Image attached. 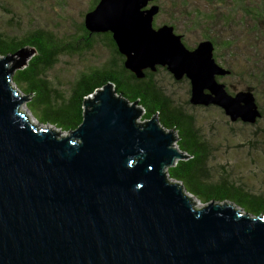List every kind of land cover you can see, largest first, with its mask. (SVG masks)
Instances as JSON below:
<instances>
[{
    "label": "water",
    "instance_id": "1",
    "mask_svg": "<svg viewBox=\"0 0 264 264\" xmlns=\"http://www.w3.org/2000/svg\"><path fill=\"white\" fill-rule=\"evenodd\" d=\"M157 12L153 0H98L82 22L110 33L135 78L163 67L188 81L190 104L254 123L251 90L229 93L216 78L229 71L212 42L187 47L171 25L153 26ZM32 52L0 56V264H264V215L214 201L194 208L163 172L187 157L175 133L155 115L139 119L141 107L110 84L87 95L66 135L33 124L10 85Z\"/></svg>",
    "mask_w": 264,
    "mask_h": 264
},
{
    "label": "trees",
    "instance_id": "2",
    "mask_svg": "<svg viewBox=\"0 0 264 264\" xmlns=\"http://www.w3.org/2000/svg\"><path fill=\"white\" fill-rule=\"evenodd\" d=\"M97 1L88 0L84 12L90 10ZM156 1L153 0L155 4ZM157 6L158 12H167L168 17L163 23L171 25L175 33L179 31L177 23L180 21L185 30L198 31L201 39L212 42L214 60L229 71L218 77V80L226 75H239L244 82H262L264 71L259 70L258 59L259 47L264 48V0H164L163 4ZM84 12L80 13L82 17ZM12 21L17 24L9 18L8 22ZM76 31L75 37L81 41L74 47L65 44L60 36L38 26L12 35L0 29L1 57L13 54L21 47L34 50V55L26 64L11 74L10 85L29 98L27 104L30 113L31 110L37 112L40 123L47 125L46 129H58V136H61L60 132L74 129L82 117L83 100L108 83L127 102L136 101L142 110L139 119L145 120L155 115L161 128L175 131L177 139L174 144L188 157L167 167V178L175 180L181 189L193 195L202 205L209 201L231 203L240 213L253 217L264 215V189L253 191L235 182L230 178L227 165L220 164L217 169L208 164L210 157L206 141L201 137L200 129L195 127L193 117L173 104L154 82V75L158 69L165 70L163 67L156 66L153 71L145 69L141 78H135L123 67V57L116 51L110 33L89 34L84 29L82 19ZM95 37L108 47L112 61L91 67L79 75L67 96L51 87L44 77V71L57 62V56L85 50L91 46L92 38ZM181 40L187 46L183 35ZM246 88L252 89L249 85ZM254 99L257 104L256 96ZM186 103L190 104L188 99ZM257 107L259 117L251 124L262 117L263 111L258 104Z\"/></svg>",
    "mask_w": 264,
    "mask_h": 264
},
{
    "label": "rangeland",
    "instance_id": "3",
    "mask_svg": "<svg viewBox=\"0 0 264 264\" xmlns=\"http://www.w3.org/2000/svg\"><path fill=\"white\" fill-rule=\"evenodd\" d=\"M156 3L161 5L164 0H157ZM87 4L88 0H0V29L12 35L38 26L60 36L65 44L75 47L81 41L75 37L77 35L76 26L82 19L80 13L84 12ZM167 17L166 11H159L153 17V26L162 24ZM9 18H12L17 24H14L13 21L8 22ZM177 24L179 31L176 32L184 36L188 47H193L197 41L201 40L198 31L185 30L180 21ZM92 39L89 48L71 51L67 55H58L57 62L50 69L44 71V77L51 87L67 96L70 94L72 83L79 75L91 67L112 61L108 47L99 38ZM72 43H76V45ZM259 50L258 66L259 70L264 71V48L259 47ZM219 52L223 53L222 50ZM32 55H34V50L25 60L27 61ZM185 80H173L166 70L158 69L154 75L155 84L169 97L171 102L183 108L193 117L195 127L200 129L201 137L206 141L210 157L208 164L217 169L220 164L227 165L230 169V178L235 182L244 184L253 191L264 189V78L260 83L244 82L239 75H226L218 80L225 85L229 93L244 90L246 85L252 87L249 89L255 94L257 104L263 111L262 117L255 124L229 122L222 111L214 105L193 106L186 103L189 84ZM20 95L26 99L21 102L20 109L27 115V118L37 126L47 127L46 124L40 123L41 119L37 112L31 110L30 113L27 104L29 98L21 92ZM168 130L175 133L172 129ZM55 131L57 132L58 129ZM61 134L64 136L67 133L61 132ZM174 143V148L178 149ZM182 153L187 156L185 152ZM163 172L166 174V169ZM169 179L172 182L175 181L172 178ZM185 192L193 199L194 208L202 206L193 195Z\"/></svg>",
    "mask_w": 264,
    "mask_h": 264
},
{
    "label": "flooded vegetation",
    "instance_id": "4",
    "mask_svg": "<svg viewBox=\"0 0 264 264\" xmlns=\"http://www.w3.org/2000/svg\"><path fill=\"white\" fill-rule=\"evenodd\" d=\"M165 69V68H164ZM218 77H220V76H218ZM218 77H216L217 79H218Z\"/></svg>",
    "mask_w": 264,
    "mask_h": 264
}]
</instances>
